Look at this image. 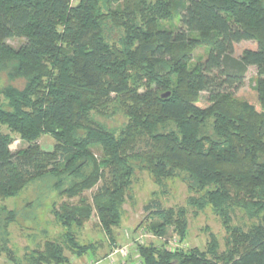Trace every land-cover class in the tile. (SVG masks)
Returning <instances> with one entry per match:
<instances>
[{
    "label": "trees",
    "instance_id": "trees-1",
    "mask_svg": "<svg viewBox=\"0 0 264 264\" xmlns=\"http://www.w3.org/2000/svg\"><path fill=\"white\" fill-rule=\"evenodd\" d=\"M243 41L255 49L234 56ZM199 47L207 54L193 62ZM251 66L257 99L240 101ZM115 114L126 118L118 128L101 120ZM2 128L26 147L12 151ZM140 170L159 186L181 178L199 195L189 204L209 207L227 233L222 253L214 239L207 251L136 244L140 264H264V0H0V200L47 177L77 198L51 210L62 244L46 241L24 263L67 264L65 249L94 258L98 245L72 231L93 212L115 244ZM145 210L153 234L172 226L183 241L184 210ZM237 210L251 223L232 225Z\"/></svg>",
    "mask_w": 264,
    "mask_h": 264
},
{
    "label": "rangeland",
    "instance_id": "rangeland-1",
    "mask_svg": "<svg viewBox=\"0 0 264 264\" xmlns=\"http://www.w3.org/2000/svg\"><path fill=\"white\" fill-rule=\"evenodd\" d=\"M163 27L176 28L179 26L178 18L164 21ZM9 44L17 46V40L9 41ZM256 44L252 41H243L234 46V56H239L244 49H255ZM207 54L206 47H199L194 51L195 62L204 58ZM1 79L5 77L1 74ZM256 68L249 67L245 74L242 86L235 92V97L240 101L255 102ZM202 98L205 94H201ZM108 126L118 128L126 122L125 116L115 114L106 119H101ZM13 138L10 146L12 151L26 147L18 135L8 132ZM38 145L45 151H51L55 140L49 135H42ZM95 155H100V150H94ZM162 186L154 182V178L146 171H135L131 185L130 198H126L122 204V218L118 227L114 228L116 235L115 244H111L108 236L100 228L97 216L94 212L81 227L72 229L75 239L79 244L98 245L96 256H76L69 250H64L68 258L67 264H88L91 260L101 259L108 255L113 249L126 247L127 254L124 258L118 256V262L129 261L130 264H140L136 251V244L153 245L159 247L166 245L169 248L188 250L198 248L207 251L208 245L214 240L218 245V253H222L225 246L227 233L221 221L216 217L209 207L198 209L189 204L190 199H198L199 195L190 191L187 184L179 177L167 179ZM53 178L47 177L42 180L28 184L19 194L13 198L0 200V249L6 245L8 252L0 251V264H25L23 261L27 252L44 247L46 241H57L62 244L61 238L63 228L56 224L51 213L52 208L60 207L64 202L74 204L77 198H69L67 195L59 194L52 188ZM83 195L90 198L91 191H85ZM156 201L161 208L174 211L184 210L187 221L186 235L182 242L169 226L164 237L153 234L148 226L155 222L149 210L145 207ZM3 208V210H1ZM7 213H11V220H7ZM233 224L242 227V224L251 223L241 211H236L233 217ZM247 229L248 225H244Z\"/></svg>",
    "mask_w": 264,
    "mask_h": 264
},
{
    "label": "built area",
    "instance_id": "built-area-1",
    "mask_svg": "<svg viewBox=\"0 0 264 264\" xmlns=\"http://www.w3.org/2000/svg\"><path fill=\"white\" fill-rule=\"evenodd\" d=\"M171 251H174L170 248ZM127 254V246L113 249L105 258L91 260L88 264H117L118 256L124 258Z\"/></svg>",
    "mask_w": 264,
    "mask_h": 264
},
{
    "label": "water",
    "instance_id": "water-1",
    "mask_svg": "<svg viewBox=\"0 0 264 264\" xmlns=\"http://www.w3.org/2000/svg\"><path fill=\"white\" fill-rule=\"evenodd\" d=\"M167 94H164L163 97H165Z\"/></svg>",
    "mask_w": 264,
    "mask_h": 264
}]
</instances>
